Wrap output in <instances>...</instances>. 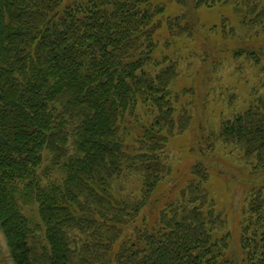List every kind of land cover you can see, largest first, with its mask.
I'll return each instance as SVG.
<instances>
[{
  "label": "trees",
  "instance_id": "16d2710c",
  "mask_svg": "<svg viewBox=\"0 0 264 264\" xmlns=\"http://www.w3.org/2000/svg\"><path fill=\"white\" fill-rule=\"evenodd\" d=\"M176 1L183 15L165 22L187 39L189 12L232 2ZM233 1L263 32V0ZM165 15L154 0H0V226L14 264H264V187L243 204L242 261L207 167L179 199L159 195L169 139L192 118L173 102L178 61L156 56ZM221 130L264 171V105Z\"/></svg>",
  "mask_w": 264,
  "mask_h": 264
},
{
  "label": "rangeland",
  "instance_id": "374dc122",
  "mask_svg": "<svg viewBox=\"0 0 264 264\" xmlns=\"http://www.w3.org/2000/svg\"><path fill=\"white\" fill-rule=\"evenodd\" d=\"M154 4L166 7L160 31L164 41L156 56L178 61V76L170 88L173 102L178 109H187L192 117L186 132L169 139L165 157L172 174L159 195L163 203L179 199L181 189L194 177V168L199 164L207 167L208 189L231 235L230 255L242 261L243 204L248 192L264 187V171H255L239 147L226 143L221 129L224 122L234 120L249 107L264 105V63H256L253 55L264 56V30L242 24V13L232 0L189 12L195 32L187 39L180 36V29L169 32L165 22L166 18L183 15L177 1L154 0ZM261 4L262 8L264 0ZM148 112L141 111L143 125L153 119ZM0 264H14L1 226Z\"/></svg>",
  "mask_w": 264,
  "mask_h": 264
}]
</instances>
